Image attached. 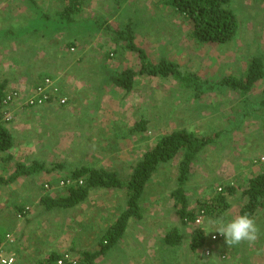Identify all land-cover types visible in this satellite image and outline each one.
Instances as JSON below:
<instances>
[{
    "label": "crops",
    "instance_id": "crops-1",
    "mask_svg": "<svg viewBox=\"0 0 264 264\" xmlns=\"http://www.w3.org/2000/svg\"><path fill=\"white\" fill-rule=\"evenodd\" d=\"M2 1L5 0H0V6L3 5ZM136 1L82 0L81 10L71 16L72 21L67 26L57 24V19L53 22L45 21L42 13L54 16L56 12L62 11L69 0H38V14L34 12L31 3H26L25 0H12L5 9L8 17L4 26H0V31L10 30L13 35L0 39V52L2 48L8 50L6 68L1 65L3 69L0 71L5 74L14 72L12 76L21 74L16 85H13L14 81L11 88L24 86L29 89H26L29 94L34 85L46 75L54 74L58 80L57 85L61 87L60 95L64 93L61 96L65 95L68 99L62 106L54 100L43 106L27 109H22L18 103L12 107L13 119L8 123V128L14 140L13 148L9 151L13 160L3 161L1 155L6 154L0 153V176H10L17 162L26 165L32 161L67 164L64 168L66 172H41L22 176L9 184H0V233L3 239L0 248L15 255L14 264H47L50 254H61L67 250L78 254L79 261H82L83 252H100L93 264H180L181 260V264H208L201 253L205 247L197 252L191 250L190 234L177 248L164 241L172 226L169 218L172 217L175 203L171 195L162 201L161 194L164 191H151V203L145 204L147 210L142 209V217H132L124 235L112 245H108L105 235L126 209V206L120 204L126 198L125 188L94 187L84 202L69 209L47 210L42 202L46 196H67L68 189L67 192L63 189L65 193H60L62 186L59 179L70 170L82 166L117 171L123 179H128L134 165L147 150L137 149L147 147L145 143L137 144L143 135L130 134L135 122L149 120V129L152 123L148 115L150 102L144 100L148 95H141L137 90V84L144 86L147 77L139 76L130 93L112 84L111 72L129 67L137 70L139 60L134 52L124 49L121 41L116 43L111 38L113 35L107 27L111 26L114 30L121 24H131L135 33L134 41L145 51L147 48L155 49L162 44V39L169 36L164 45L167 44L170 53L165 56L184 66L176 57L187 49L185 39H191V25L188 28V21L184 20L185 28L189 30L184 37L179 30H174L175 27H180L176 19L165 26L157 21L164 17L157 18L155 13L138 15L136 10L130 16L128 6ZM138 1L145 5L146 10L153 4L164 5L169 8H166L164 16L171 12L173 17L184 19L171 6L166 5L164 0ZM34 20L37 21L33 23V28L28 30L26 26ZM78 22L82 31L77 28ZM47 25L57 31L48 30ZM19 28L22 31L18 32ZM140 41L144 45L137 43ZM70 45L75 46L74 51ZM147 53L155 63L161 57L152 58L149 50ZM132 58H135L134 65L131 63ZM66 69H70V73L62 80L63 70ZM59 72L62 73L60 78L57 76ZM251 120L247 119L239 130L234 129L236 137L240 135L238 141L243 144L251 141L259 143L264 137L262 126L255 123V118ZM148 133L150 130L146 132L147 135ZM246 138L249 139L245 140ZM217 144L207 147L213 148ZM212 163V160H208L206 165L209 174L212 173ZM216 171L212 173V180L220 178V170ZM229 172H221L226 181L230 179ZM150 181L146 184L141 199L143 203H146L148 187L154 184ZM190 182L195 184L191 175L188 183ZM188 183L185 187L187 192ZM46 185L51 187L46 189ZM176 186L177 181L174 189ZM30 207L25 218L17 217V211ZM236 208L240 215L241 205H234L233 209ZM233 209L228 210L226 220L234 216ZM162 212L169 214L167 218H161ZM154 214L158 215L154 217ZM148 217H152L151 223L142 224L144 218ZM201 224L199 227L203 225ZM202 227L207 233L206 244L208 240L215 242L208 239L209 233L216 229L215 225ZM8 235L14 241L8 240ZM219 242L221 241L217 240L214 246H220ZM179 248L183 254L180 260L173 257V252ZM233 250L237 253V248ZM218 251L216 249L215 257ZM238 261L245 262L242 255L239 259L235 255V260L231 259L229 264H237Z\"/></svg>",
    "mask_w": 264,
    "mask_h": 264
},
{
    "label": "trees",
    "instance_id": "trees-1",
    "mask_svg": "<svg viewBox=\"0 0 264 264\" xmlns=\"http://www.w3.org/2000/svg\"><path fill=\"white\" fill-rule=\"evenodd\" d=\"M25 2L31 3L34 12L38 14V0H25ZM231 2L232 0H164V3L171 6L176 14L182 15L184 20L188 21L191 25L190 37L200 45L209 43L226 44L238 37V18L230 6ZM81 5L82 0H69L62 11L56 12L54 16L42 13V17L45 21L52 22L54 19H57V24L63 26L65 24L67 26L72 21L71 16L81 10ZM36 21L34 20L32 23H29L26 28L28 30L33 28V23ZM79 24L78 22V27H76L82 31L83 28ZM47 29L57 31L51 25H47ZM107 30L112 33L113 36L111 38L116 43L121 41L124 49L136 53L139 60V69L137 70L129 67L122 71L111 72V82L114 86L130 93L134 90L136 79L139 76L145 75L172 78L197 98L208 93L220 94V92L229 89L239 95V100H232L235 104L231 106L232 112H236L234 129L239 130L244 122L247 119L251 120V118H255V123H258L264 129V90L260 93V96H250L257 88L258 83L264 80V57L262 54L254 55L251 58L248 62L246 73L241 77L236 78L235 76L228 75L218 79L204 78L164 56L160 57L158 62H153L147 56L145 50L136 45L134 41L135 33L131 24H121L118 29L114 30L111 26H108ZM20 31H22V28L18 29V32ZM12 35L13 32L10 30L0 31V39ZM18 35L20 36V34ZM73 47L75 48V46ZM12 74L14 72L9 74L4 73L0 76V153L6 154L5 156L1 155L3 161L13 160V156L9 154V151L13 148L14 144L13 135L8 128V123L12 120L7 121L5 114L6 112L12 113V107L20 101L16 97L12 98L13 95L11 93L13 91L11 85L14 81L15 83L18 82L21 74L16 73V76H12ZM47 77L54 79V77L46 75L41 82L34 85L32 90L41 86ZM32 90L29 94H31ZM9 95L11 99H8ZM50 102H53V100H49L47 103ZM20 107L22 109L31 108L28 106V103L23 102H20ZM148 124L149 120L145 119L135 122L130 129V134L133 136H144L149 131ZM213 138L207 135L197 136L184 128H178L172 130L170 133L160 135L153 146L147 147L143 156L134 165L128 179H123L117 171L97 169L90 166H82L75 170H70V172H67V175L59 179V184L63 182L62 186L68 189V195L56 198L46 196L42 200L43 205L47 210L57 208L69 209L84 202L90 196L91 189L94 187L125 188L128 206L113 224L111 230L105 235V238L108 239V245H112L124 235L129 220L132 217H142L141 199L146 184L153 177L158 167L161 164L173 162L183 153L178 167L177 186L170 194L175 201L173 207L175 214L178 216L180 227L175 226L168 230L164 238V241L168 245L176 247L182 244L188 235L187 229L194 227L197 218L195 208L190 209L191 204L185 188L190 179L191 166L206 146L213 144ZM66 165V163H47L41 161H32L29 165L17 162L15 170L10 176H0V184H9L22 176L30 174L66 172L64 171ZM81 179L83 180V184L81 185L79 183H77L78 185L68 184L69 180L76 183ZM215 190L214 194L198 200L197 203L198 209L203 210L211 220L221 217L225 218L228 210L233 209L234 205L239 204L236 202L237 200L231 201L229 198L237 193L236 186L227 183L225 187H218ZM240 199L241 201H245H242L244 203L240 204V214L248 213L255 219L258 211L264 209V167L261 168V172L247 181ZM216 234L219 235L218 241H224L223 236L219 233ZM190 239L191 250L193 252L199 251L206 243V230L202 226L195 228ZM2 240V234L0 233V245ZM217 253H220V250ZM62 254L57 252L50 254L46 263L55 264L63 256ZM99 254L100 252H83L81 253L82 261H79L78 264H93V261Z\"/></svg>",
    "mask_w": 264,
    "mask_h": 264
},
{
    "label": "rangeland",
    "instance_id": "rangeland-1",
    "mask_svg": "<svg viewBox=\"0 0 264 264\" xmlns=\"http://www.w3.org/2000/svg\"><path fill=\"white\" fill-rule=\"evenodd\" d=\"M10 2L12 3V0L2 1L3 5L0 6V26L2 27L6 23V19L8 17L6 14L7 11L5 9L10 5ZM230 6L235 11L238 18V37L226 44L209 43L205 45H200L198 43L194 44L192 39H185L187 49H185L183 53L177 55L176 60L181 62L186 69L192 70L204 78L218 79L228 75L238 78L246 73L248 62L254 55L262 54L264 57V1L232 0ZM166 8L167 7L164 5L157 6L156 4H153L146 10L145 5L137 0L128 6V14L133 16L134 11L136 10H138V15H141L145 12L146 15L155 13L157 18L164 17L157 21L158 23H163L165 26L169 22H172V20L176 19V23L180 24V27H175L174 30H179L184 34V37L187 36L189 30L185 28L184 19H177L173 17L171 12L164 16L163 14L167 9H169ZM169 27L171 26L169 25ZM187 27L189 28V23L187 24ZM168 38L166 36L164 40L162 39V44H160L155 49L147 48L151 52L152 58H159L160 56L166 57L167 54L170 53L167 44L164 45ZM137 43L144 45L143 41ZM164 46L166 47L164 48ZM147 51H145V53L149 57ZM7 54L8 50H6V48H2V51L0 52V69H3L1 68V65L6 68L5 64L7 63L5 62L8 59ZM130 56H132L131 53ZM134 61L135 58H132V65L135 64ZM63 71L64 75L62 80L69 75L70 69ZM3 74L4 73L0 71V76ZM61 75V72L57 74L59 78ZM50 76L57 79L54 74ZM36 77H38V75H36ZM146 77L147 78L144 85L146 88L140 84H136L138 86L137 90L139 94L146 95L147 93L148 95V97L144 98V100L147 99V101L150 102L149 107L151 106V109H149L150 114L148 113V115H150L152 123L149 129L150 133H148V135L145 134L143 136L145 138L139 140L137 144L145 143L147 147L151 146L152 144L154 145V142L160 135L170 133L172 130L178 128L187 129L197 136L207 135L214 137L213 143L218 144L213 148L206 146L204 151H202L197 156L196 160L191 166V177H194L195 184L193 185L190 182L188 183L187 187L189 191L187 192V195L191 204L190 209L195 208V213H197V216H199L200 210L198 209V200L207 198L216 192V188H223L225 187L226 183L229 184L230 182H232V184L230 183L231 185L237 187V193L234 196L229 197L230 200H237V203L243 204L245 201L242 200L244 201L242 202L240 197L245 186L247 185V181L261 172V168L264 167V164L254 163V160L264 157V137L260 139L259 143L255 141L252 143L251 141L247 144H243L238 141L237 138H239L240 135L236 137L234 132L236 112H232L231 106L235 104V102L233 103L232 100H239V95L235 91L232 92L227 89V91L224 90V92H220V94L208 93L197 98L194 97L193 94L189 92V90L183 88L171 78L161 79L163 77ZM33 81L31 83H33ZM146 84H148V86H146ZM13 85H16V83ZM150 85L152 87H150ZM58 88L60 94L61 87L58 86ZM263 90L264 80H261L258 83L257 88L250 94V96H260V93ZM27 91H29V89H27ZM63 94L64 93H61V95ZM27 97L28 94L26 95V98ZM248 126L249 125H247V127ZM219 131L221 132L220 134H218ZM247 139L249 138H246L245 140ZM94 147L91 149H94ZM147 147L143 146L142 148L137 149L144 150ZM182 155L183 153H181L173 162L169 164H161L158 167L157 171L153 175L154 178H151L153 180L150 182L154 184L148 187V191L145 196L146 203L141 201V207L144 209L143 211L147 210L145 209V204L147 205L151 203V191H164L161 194L163 202L168 199V197H171L170 194L174 190L176 181L178 179V167ZM208 160L213 161L211 164L212 173L214 170H217L216 172H218V169L220 170L219 180H212V178H214L212 173H208V168L206 166ZM225 170L230 171L228 175L230 179L228 181L224 180L221 175V172H225ZM63 189H65L67 192V188L62 186V191H60L61 194L65 193ZM45 192L47 191L45 190ZM125 197L126 198L124 201L120 204H123L127 208L128 205L126 194ZM233 210L235 211V214H233L234 216L239 215V209L236 208V210ZM156 215L158 214H154V217H156ZM168 215V213L162 212L161 218L165 219ZM169 220L171 221L172 225L169 229H172L175 226L180 227V222L178 216L175 214V211H173L172 217H170ZM205 220H208V222ZM210 220L211 219L205 215V219H202L201 221L203 222L201 223L205 225L206 228L212 227L213 224H209ZM151 221L152 217L144 218L142 224L151 223ZM255 221L260 229V237L255 242V244L250 246L247 242H243L239 245L229 247L224 241L218 243L220 246H218L217 249H219L220 252H228L229 261L231 259L235 260V255H237L238 259L240 258V255H242L245 262L238 261L237 264H264V209L258 211ZM199 225H194L193 228L189 227L187 229V234L191 235L194 229L198 228ZM216 227L217 226H215V228ZM215 230L216 229H214V232L209 233L208 239L210 238L211 241H214L211 239V236L217 233ZM216 242L217 240L215 242H210L208 240V243H205L204 247H209L211 245L214 247L213 250L216 253V246H214L216 245ZM233 247L237 248V253L234 252L233 249L235 248ZM184 252H186V250H184ZM182 255L181 248L176 249L173 252V257L178 260L183 257Z\"/></svg>",
    "mask_w": 264,
    "mask_h": 264
},
{
    "label": "built area",
    "instance_id": "built-area-1",
    "mask_svg": "<svg viewBox=\"0 0 264 264\" xmlns=\"http://www.w3.org/2000/svg\"><path fill=\"white\" fill-rule=\"evenodd\" d=\"M71 50H75L74 47L71 48ZM58 82L57 79L53 78H45L44 82L42 83L41 86L38 88H35L32 90L31 94L28 95L26 98L27 93H25L26 88L24 86H19V87H13L12 88V98L16 97L17 100H20L18 102V105L20 106V102L23 103H28L29 107H36L40 106L43 104H46L49 102V100H58L60 104L64 105L66 103V97H62L59 95V88L58 85L56 84ZM8 99H11V96L9 95ZM5 118L7 121H11L13 119V113L11 112H6ZM261 161H264V157L261 158ZM79 183L80 185L83 184V180H79L76 183L74 181L68 182V184H77ZM63 182H61V185ZM78 185V184H77ZM76 185V186H77ZM46 189H49V186H45ZM31 208H26L22 212L19 211L17 213V217L19 219H23L26 217V215L30 212ZM205 212L203 210H200L199 216H197L195 220V225L201 224V218L204 217ZM219 235L214 234L211 236V239L216 241L218 240ZM8 240L14 241L11 235L7 236ZM203 249V248H202ZM214 247L213 246H205V248L202 250L203 256L206 258V262L208 264H229V254L228 252H220L218 255L216 254L215 257V252H214ZM63 256L59 258L55 264H78L80 260V256L78 254H75L69 250L64 251ZM217 258V259H216ZM15 263V255L14 254H8L5 252L2 248H0V264H14Z\"/></svg>",
    "mask_w": 264,
    "mask_h": 264
},
{
    "label": "clouds",
    "instance_id": "clouds-1",
    "mask_svg": "<svg viewBox=\"0 0 264 264\" xmlns=\"http://www.w3.org/2000/svg\"><path fill=\"white\" fill-rule=\"evenodd\" d=\"M58 104L62 106V104H60L59 101ZM261 162H262L261 158L254 161L255 164L256 163L264 164V161L262 163ZM226 215L227 213L225 214V216ZM209 223L217 226L215 232H218L221 236L224 237L225 243L229 247L239 245L243 242H247L251 246L255 244V242L260 237V229L257 226L255 219L248 213L236 215L228 220H226L224 217H221L216 220H210Z\"/></svg>",
    "mask_w": 264,
    "mask_h": 264
}]
</instances>
